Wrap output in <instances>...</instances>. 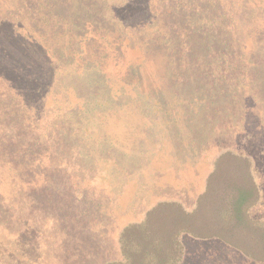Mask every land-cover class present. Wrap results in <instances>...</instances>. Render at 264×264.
I'll list each match as a JSON object with an SVG mask.
<instances>
[{
	"label": "rangeland",
	"instance_id": "1",
	"mask_svg": "<svg viewBox=\"0 0 264 264\" xmlns=\"http://www.w3.org/2000/svg\"><path fill=\"white\" fill-rule=\"evenodd\" d=\"M79 1L0 0V264L116 260L126 225L168 199L192 209L222 159L264 174V0L168 16L156 0L164 17L132 11L123 40L115 18L63 9ZM182 242L178 264H264L220 238Z\"/></svg>",
	"mask_w": 264,
	"mask_h": 264
},
{
	"label": "trees",
	"instance_id": "2",
	"mask_svg": "<svg viewBox=\"0 0 264 264\" xmlns=\"http://www.w3.org/2000/svg\"><path fill=\"white\" fill-rule=\"evenodd\" d=\"M139 1L134 8L132 0H82L75 5L68 3L63 9L76 20L88 17L104 23L105 17L115 18L119 21L117 26L121 24L122 27L115 29L117 39L123 40L126 36L124 31L130 27L129 15L132 11L148 10L152 15H165L155 10L156 0ZM162 1L167 16L188 8V5L182 7L181 0H175L173 5L168 4L169 0ZM104 10L106 15H103ZM154 17H143V24L153 29ZM63 23L62 29L69 32L70 27ZM194 24L200 27L199 22ZM202 24L208 22L203 20ZM179 30L172 35V42L186 49L181 26ZM199 33L205 35L200 30ZM201 41H206V38ZM144 42L142 38L138 41L143 55L147 54V43ZM226 165L223 159L221 167L217 163V168L208 176L206 189L198 195L192 209L178 200L168 199L147 210L140 221L126 225L120 235L122 256L104 264H178L183 259V234L198 238H220L243 250L250 259L262 260L256 256L264 253V198L254 180L247 157L238 158L233 166Z\"/></svg>",
	"mask_w": 264,
	"mask_h": 264
},
{
	"label": "crops",
	"instance_id": "3",
	"mask_svg": "<svg viewBox=\"0 0 264 264\" xmlns=\"http://www.w3.org/2000/svg\"><path fill=\"white\" fill-rule=\"evenodd\" d=\"M254 174V178H258L259 179V182L258 184L260 185L259 188H260V193H261V196L264 198V190L262 189V185L264 184V174H261V172L259 170H257Z\"/></svg>",
	"mask_w": 264,
	"mask_h": 264
}]
</instances>
